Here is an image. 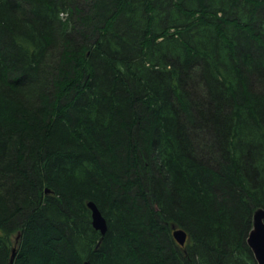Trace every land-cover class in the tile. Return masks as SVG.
<instances>
[{"label": "trees", "instance_id": "trees-1", "mask_svg": "<svg viewBox=\"0 0 264 264\" xmlns=\"http://www.w3.org/2000/svg\"><path fill=\"white\" fill-rule=\"evenodd\" d=\"M258 209L264 0H0V264H257Z\"/></svg>", "mask_w": 264, "mask_h": 264}, {"label": "water", "instance_id": "water-1", "mask_svg": "<svg viewBox=\"0 0 264 264\" xmlns=\"http://www.w3.org/2000/svg\"><path fill=\"white\" fill-rule=\"evenodd\" d=\"M49 192V190H46ZM91 210L92 226L95 230L105 235L108 230L107 220L99 207L93 201L88 203ZM176 242L183 247L187 241V233L176 227L173 228ZM247 244L252 250L257 264H264V209H258L253 216V227L247 236Z\"/></svg>", "mask_w": 264, "mask_h": 264}, {"label": "bare ground", "instance_id": "bare-ground-1", "mask_svg": "<svg viewBox=\"0 0 264 264\" xmlns=\"http://www.w3.org/2000/svg\"><path fill=\"white\" fill-rule=\"evenodd\" d=\"M106 219V218H105ZM14 256H15V252L13 253V258H14Z\"/></svg>", "mask_w": 264, "mask_h": 264}]
</instances>
